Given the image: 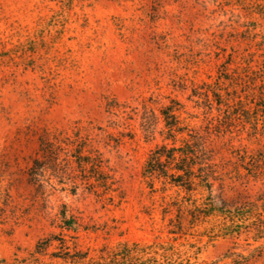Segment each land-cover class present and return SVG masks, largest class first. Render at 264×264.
<instances>
[{"label": "rangeland", "instance_id": "1", "mask_svg": "<svg viewBox=\"0 0 264 264\" xmlns=\"http://www.w3.org/2000/svg\"><path fill=\"white\" fill-rule=\"evenodd\" d=\"M191 134L190 190L144 175ZM124 246L264 264V0H0V264Z\"/></svg>", "mask_w": 264, "mask_h": 264}, {"label": "trees", "instance_id": "2", "mask_svg": "<svg viewBox=\"0 0 264 264\" xmlns=\"http://www.w3.org/2000/svg\"><path fill=\"white\" fill-rule=\"evenodd\" d=\"M167 111L164 114L166 115V119L170 120L167 123L169 132L175 131L179 134L183 133L185 128L179 127L178 117L170 114L172 109H167ZM190 138L191 140L186 142L182 147H168L165 144L156 147L146 162L143 170L144 175L169 177L172 184L190 190L192 179L195 177L193 168L195 165L202 164L199 160L203 155L202 150L196 144V135L191 134ZM191 141L192 143H190ZM86 160L89 162V159ZM169 170L173 171V173L169 174ZM42 171L43 168L40 167V164L34 162L30 168L31 177L37 181V178L42 176ZM140 252H142L141 249L124 246L118 253L112 254L107 258H102V262L97 261L91 264H158L154 260L136 258V255ZM82 259L84 257H78V260Z\"/></svg>", "mask_w": 264, "mask_h": 264}]
</instances>
